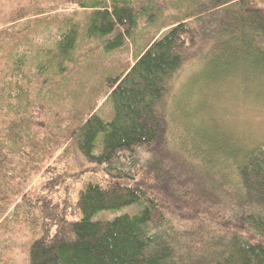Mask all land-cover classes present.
<instances>
[{
    "label": "trees",
    "instance_id": "16d2710c",
    "mask_svg": "<svg viewBox=\"0 0 264 264\" xmlns=\"http://www.w3.org/2000/svg\"><path fill=\"white\" fill-rule=\"evenodd\" d=\"M181 2L150 12L160 18L139 46L146 5L134 0H0V264H264V140L240 154L230 190L172 141L164 107L189 61L210 67V80L232 65L264 76V0ZM38 24L55 26L54 73L48 59L27 64ZM80 32L132 54L105 76L108 118L95 106L54 120L34 85L66 69ZM72 146L125 182L73 184L85 172ZM131 203L133 214L91 217Z\"/></svg>",
    "mask_w": 264,
    "mask_h": 264
},
{
    "label": "rangeland",
    "instance_id": "374dc122",
    "mask_svg": "<svg viewBox=\"0 0 264 264\" xmlns=\"http://www.w3.org/2000/svg\"><path fill=\"white\" fill-rule=\"evenodd\" d=\"M134 1L140 7L146 5V14L143 12L145 16L140 15L138 24V33L144 34L139 46L150 33V25L160 18L159 15L156 19L150 17V12H155L154 17L158 11L169 15L177 12L178 5H184L181 0ZM74 8L75 5H60V10L65 12ZM84 20L81 19V29ZM54 28V24H38L28 36V43L25 44L30 52L27 55V64L34 71L38 62L47 61L49 57L46 51L53 46ZM106 44L100 35L87 39L80 32L72 52L73 58L64 63L66 69L56 72L55 75H48L46 71L34 85L39 95L47 100L44 113L51 114L56 120L73 107L89 111L100 106L99 113L101 111L107 116L105 118L109 117L112 104L104 97L107 87L105 76L116 70L117 61L126 55L130 57L132 49L114 50ZM48 61V69L54 73V62L51 59ZM235 66L228 67L227 71H232L226 75L210 80L207 79L210 67L205 63L186 62L171 79L164 104L170 121L172 141L178 143L184 140L188 152L194 154L191 157L197 171H203L202 167L211 170L214 179L222 180L223 186L230 190L235 184L233 179L236 178L240 154L264 140V76L259 77L241 65ZM47 75L49 79L41 81ZM101 138L102 132H99L96 151L100 150ZM71 149L70 158L77 172H85V178L82 181L74 179L73 184L85 185L89 181L125 182V178L111 175L101 165L87 163L77 153L72 155L75 152L74 146ZM223 173L228 177L224 178ZM138 209L137 203H131L97 210L91 217L112 219L124 213L133 214Z\"/></svg>",
    "mask_w": 264,
    "mask_h": 264
}]
</instances>
